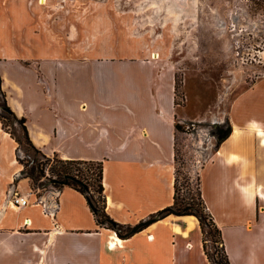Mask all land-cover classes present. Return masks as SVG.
<instances>
[{"label":"crops","instance_id":"0c3cea01","mask_svg":"<svg viewBox=\"0 0 264 264\" xmlns=\"http://www.w3.org/2000/svg\"><path fill=\"white\" fill-rule=\"evenodd\" d=\"M260 57L264 70V48ZM0 76L8 106L45 155L103 163L106 214L134 229L120 236L71 187L13 208L5 198L20 168L14 140L0 132V264H211L195 216L150 220L174 204L170 72L142 60L5 57ZM228 119L232 134L200 171L202 197L230 263L264 264V75L233 99ZM29 189L25 179L15 188Z\"/></svg>","mask_w":264,"mask_h":264},{"label":"rangeland","instance_id":"374dc122","mask_svg":"<svg viewBox=\"0 0 264 264\" xmlns=\"http://www.w3.org/2000/svg\"><path fill=\"white\" fill-rule=\"evenodd\" d=\"M263 48L264 0H0V58L142 60L157 64L160 74L171 73L165 79L174 78L175 121L181 127L176 131L180 195L195 201L200 171L217 144V127H227L233 99L264 75ZM0 130L8 142L12 137L6 130L23 138L14 121L0 119ZM14 142L20 171L5 198L10 204L22 196L15 190L24 180L18 178L24 165L17 156L27 171L45 162ZM52 166L58 164L47 165L36 185L25 179L30 205L56 190ZM95 189L90 192L103 207L104 195ZM207 239L209 252L219 259L214 247L220 251V245L210 235Z\"/></svg>","mask_w":264,"mask_h":264},{"label":"trees","instance_id":"16d2710c","mask_svg":"<svg viewBox=\"0 0 264 264\" xmlns=\"http://www.w3.org/2000/svg\"><path fill=\"white\" fill-rule=\"evenodd\" d=\"M0 96L2 99H0V119L1 120H7V121H14L17 124L20 125V130L23 134V138L18 135L16 131L9 132L6 130L12 139H14L19 147H22L25 149V151H33L35 153L41 154L43 159L45 160L44 163L36 164L34 163V166L30 169V171L26 170V164L23 163V161L20 159L19 156H17V159L20 164L24 165V169L20 172V177L22 179H30L34 185L38 183L43 177L46 176V167L52 162H56L58 166H52L50 169V172L56 177L55 180H53L54 188L57 191H61L64 187H71L78 192L84 194L90 204L92 205V208L94 209L96 218L99 222H108V226L111 228L116 229V231L119 233L120 236L124 235H130L133 232V228H127L124 231L123 226L116 225L112 221H110V218L106 214L105 206L106 201L103 197V207L99 206V202L96 200L95 196L90 192V187L95 189V192L103 196L104 195V187H103V163L101 162H92V161H66L61 159H52L50 157H47L46 155H43L40 150L32 143V140L29 135V131L27 128V121L25 118H18V116L10 109V107L7 104L6 95L3 92L2 89V78L0 76ZM4 129L7 126V123L2 122ZM181 127L179 125H176V130L179 131ZM232 134V126L230 123H228L226 128L223 127H217L216 131V138H217V144L214 148V150L218 149L220 145L227 140L230 135ZM175 161L177 164V155L175 156ZM89 166H92L90 168ZM95 168V171H94ZM38 171V174L36 175V172ZM75 173V174H74ZM178 168L176 167V178H175V194H174V204L170 207L165 209L164 211L158 213L157 215H154L150 218V220H159L164 219L165 217L169 215H176V216H195L200 223V228L203 234V247L205 254L207 255L209 261L211 264H231L230 260L228 258V255L225 250L224 241L222 238V233L216 223L214 222V219L212 215L208 212L206 204L204 202V199L202 197L201 192V179H200V186H199V195L198 200L195 201L194 198H185L180 195L181 189L179 187V178H178ZM95 180V183L93 182ZM44 184H41L43 186ZM207 228L210 229V232L207 231ZM125 232V233H124ZM210 235L212 238H215L213 240V243L215 245H220L221 250L219 251L216 247H214L215 252L220 254V258L216 259L208 250V244H207V236Z\"/></svg>","mask_w":264,"mask_h":264},{"label":"built area","instance_id":"2783aa9c","mask_svg":"<svg viewBox=\"0 0 264 264\" xmlns=\"http://www.w3.org/2000/svg\"><path fill=\"white\" fill-rule=\"evenodd\" d=\"M11 204L18 208H22L28 206L30 204V200L26 196L22 195L20 197H16L15 200L11 202Z\"/></svg>","mask_w":264,"mask_h":264},{"label":"bare ground","instance_id":"6f19581e","mask_svg":"<svg viewBox=\"0 0 264 264\" xmlns=\"http://www.w3.org/2000/svg\"><path fill=\"white\" fill-rule=\"evenodd\" d=\"M45 2V0H41V3L43 4ZM158 58L157 56L155 57V59ZM16 207V206H15ZM114 245V244H113Z\"/></svg>","mask_w":264,"mask_h":264}]
</instances>
